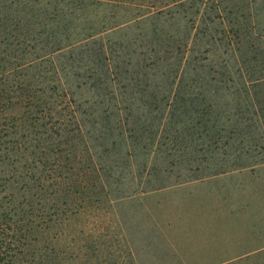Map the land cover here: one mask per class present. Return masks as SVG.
<instances>
[{"label": "trees", "instance_id": "trees-1", "mask_svg": "<svg viewBox=\"0 0 264 264\" xmlns=\"http://www.w3.org/2000/svg\"><path fill=\"white\" fill-rule=\"evenodd\" d=\"M250 4L0 0V264H135L113 210L116 200L165 187L162 180L172 167L185 163L192 169L198 159L206 160L203 153L223 150L220 155L228 160L238 149L241 155L258 146L264 150V31L253 25ZM177 8L199 20L212 13L205 19L216 28L200 31L212 40L210 49L201 56L197 52L191 65L194 51L182 42L184 47L159 50L162 56L152 51L155 60L143 69H157L161 61L167 71L161 75L167 78L189 70L197 78L193 90L186 85L165 98L153 116L157 124L132 123L128 138L123 133L111 142V133H99L104 141L99 144L95 108L81 109L77 91H71L65 74H58L54 58L116 28L118 23L96 30L93 24L112 23L119 10L132 13L123 24ZM197 37L194 32L187 39L195 42ZM217 42L235 60L234 70H227L228 58L216 66L210 62L206 69L208 56L202 55L211 54ZM143 108L129 105L128 120L143 117ZM116 117L108 113L105 119ZM116 147L124 148L122 156H112ZM241 155H235L232 165L217 164L207 176L245 167ZM126 182L128 189L120 187Z\"/></svg>", "mask_w": 264, "mask_h": 264}, {"label": "rangeland", "instance_id": "rangeland-1", "mask_svg": "<svg viewBox=\"0 0 264 264\" xmlns=\"http://www.w3.org/2000/svg\"><path fill=\"white\" fill-rule=\"evenodd\" d=\"M250 3L253 25L260 32L264 31V0H250ZM194 8L201 10L198 5ZM170 10L123 24L119 23L128 20L132 13L119 10L112 23L97 20L93 24L96 30L118 23L116 28L54 58L58 74H65L71 91H77L75 99L81 109L95 108L97 120L94 127L99 144L104 143L99 139L100 134L111 133V142L121 139L119 135L123 133L128 138L132 123L157 124L159 121L153 116L165 98H173L172 93L186 85H191L187 89L193 90L197 78L189 70L181 77L167 78L161 75L167 72L161 61V67L157 69L149 67L146 72L143 69L155 60L150 55L152 51H156L158 57L161 55L159 50L184 47L182 42L194 51L190 56L191 65L197 52L201 56V52L210 49L212 40L209 35L202 38L200 31L216 28L205 19L212 13L208 12L199 20L191 13L184 15L183 8ZM168 13L174 17L170 19ZM194 32L198 33L197 40L189 42L187 36ZM211 48V54L202 55L208 56L206 69L210 62L216 66L223 58H228L231 66L227 70H234L235 60L223 52L225 46L217 42ZM218 78L220 82L222 76ZM77 79L79 83H76ZM77 85L81 89L75 88ZM142 102L146 105L141 106ZM129 105L133 109L144 107L141 111L144 116L128 120ZM108 113L119 117L107 121ZM192 122L191 119L190 124ZM184 124L186 122L177 127ZM87 126L90 129L91 126ZM254 142H259L257 137ZM260 148L256 147L247 155L239 154L238 149L228 160L220 155L223 150L215 154L203 153L201 156L205 154L206 160L198 159L192 169H188L185 163L172 167L171 173L162 180L165 187L147 188L116 200L113 210L135 264H264V150ZM101 151L100 145L98 152ZM123 152L124 148L111 150L112 156L118 153L117 157ZM235 155L242 156L244 160L240 162L245 167L207 176L217 164L232 165ZM205 164H208L207 169ZM121 186L128 189L127 182Z\"/></svg>", "mask_w": 264, "mask_h": 264}]
</instances>
